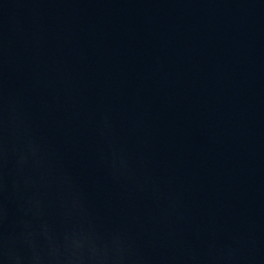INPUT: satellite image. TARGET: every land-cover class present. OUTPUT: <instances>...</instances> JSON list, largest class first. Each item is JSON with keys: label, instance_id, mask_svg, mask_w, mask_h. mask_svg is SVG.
<instances>
[{"label": "water", "instance_id": "1", "mask_svg": "<svg viewBox=\"0 0 264 264\" xmlns=\"http://www.w3.org/2000/svg\"><path fill=\"white\" fill-rule=\"evenodd\" d=\"M0 264H264V0H0Z\"/></svg>", "mask_w": 264, "mask_h": 264}]
</instances>
